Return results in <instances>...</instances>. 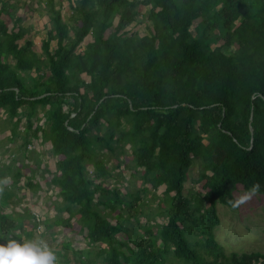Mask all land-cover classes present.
Returning <instances> with one entry per match:
<instances>
[{
  "label": "trees",
  "instance_id": "1",
  "mask_svg": "<svg viewBox=\"0 0 264 264\" xmlns=\"http://www.w3.org/2000/svg\"><path fill=\"white\" fill-rule=\"evenodd\" d=\"M0 1L9 140L25 160H36L40 138L58 158L55 171L16 158L1 165L0 181L10 182L0 183V243L43 240L56 264H264L261 253L227 256L215 236L219 204L236 210L235 192L264 195V0H76L69 22L63 0H40L52 25L40 51L16 13L29 4ZM140 16L152 23L148 35H129ZM195 161L200 191L188 197ZM40 168L62 198L44 220L17 210L23 178L33 193L42 188ZM117 171L133 183L124 188ZM146 198L158 200L150 214ZM158 217L166 223L152 225ZM56 227L85 235L95 257L55 245L45 233Z\"/></svg>",
  "mask_w": 264,
  "mask_h": 264
},
{
  "label": "rangeland",
  "instance_id": "2",
  "mask_svg": "<svg viewBox=\"0 0 264 264\" xmlns=\"http://www.w3.org/2000/svg\"><path fill=\"white\" fill-rule=\"evenodd\" d=\"M27 2L30 6V11L19 8L16 10L17 17L25 14L26 18L22 22V26L28 31L27 38L32 40L35 43V49L40 51L41 42L47 38L48 31L52 28V25L49 21V18L45 12L44 4L40 0H22ZM76 0H63V17L66 22H69V17L72 14L71 5L75 4ZM1 8V1H0ZM36 9V10H32ZM150 7L145 8L143 13H147ZM117 23V22H116ZM13 27V24L10 25ZM152 27V23L145 21V19L140 16L138 22L127 28L129 35L132 33H138L141 37L148 35V28ZM194 32V30H193ZM195 33V32H194ZM91 37H88L87 40H90ZM24 41H21L23 44ZM53 47H56V42H53ZM86 42L82 44L78 52L84 50ZM10 63H15V60L10 58ZM35 76V73H33ZM41 115V114H40ZM6 113L2 112L0 114V167L2 164L8 165L12 163L14 158L18 159V166L23 162L33 166L36 161H40L48 169L56 170V164L58 158L54 156L51 148L48 145L42 143L43 139L34 140L30 150L33 151L32 155L34 159L25 160L21 157V154L18 152V147L20 141L16 140L11 142L9 139L10 135V123L5 120ZM25 122V120H24ZM24 128L21 130L23 131ZM97 132V131H96ZM16 152V156H12L11 152ZM34 167V166H33ZM110 167H112L110 165ZM1 169V168H0ZM92 170V168H89ZM201 165L198 161H195V165L191 168L188 176V180L185 184V195L190 197L191 193H196L200 191L199 184L197 179L199 177V172ZM117 171L114 172L117 175L123 174V183L124 188L130 186L131 181L130 173ZM36 175L34 177L35 182L42 183V188L37 192L33 193L27 186V179L23 178L19 184V190L17 194L20 199H22L21 205L18 207V211L22 212L25 209H31L33 214L44 220L45 218H53L55 213H47V207L49 203H52L53 200L61 202L62 198L58 196V190L51 184L50 178L51 174L46 172L44 168L38 169L37 172H34ZM33 172L28 171V176L34 174ZM9 183L10 179H6ZM111 189H116L118 184L114 179H110L106 182ZM132 188V191L136 188L142 186V181L140 179L135 180V185ZM122 187V186H121ZM165 186L159 188L156 192L158 197H162ZM237 201L239 202V208L236 210L231 209L228 206L219 204L217 207V212L220 218V225L215 230V236L217 242L223 247L224 252L227 256H230L232 253L238 254H252V253H261L264 254V195L258 193H246V192H235L234 193ZM151 197V196H150ZM144 205V210L150 214L151 211L156 209L158 200L154 203H149V200L146 198L142 202ZM103 210V208H101ZM12 210L9 208L7 213H11ZM66 215V214H65ZM143 224L146 223L145 217H140ZM115 223V222H113ZM153 224H164L166 223L161 218H156L155 221L150 222ZM43 227V225H41ZM45 228L41 231H43ZM47 238L51 237V241L55 245L72 243L75 251H90L94 250L92 257H95V246H89L88 242L83 236H75L64 233V230L61 227H56L51 233H45ZM48 240V241H50ZM48 245V243H47ZM49 247V246H48ZM95 247V248H94ZM53 252V250H52ZM203 250H200L202 253ZM73 252L71 255L73 256ZM98 263L102 264L100 260H97Z\"/></svg>",
  "mask_w": 264,
  "mask_h": 264
},
{
  "label": "clouds",
  "instance_id": "3",
  "mask_svg": "<svg viewBox=\"0 0 264 264\" xmlns=\"http://www.w3.org/2000/svg\"><path fill=\"white\" fill-rule=\"evenodd\" d=\"M8 181H0L7 183ZM258 186L253 188V192ZM3 189L0 188V192ZM56 256L43 240H31L26 243L15 239H6L0 243V264H56Z\"/></svg>",
  "mask_w": 264,
  "mask_h": 264
},
{
  "label": "built area",
  "instance_id": "4",
  "mask_svg": "<svg viewBox=\"0 0 264 264\" xmlns=\"http://www.w3.org/2000/svg\"><path fill=\"white\" fill-rule=\"evenodd\" d=\"M38 219H40V218H38ZM42 229H43V227L40 226V227L38 228V232H39V233H44L45 229H44L43 231H41ZM261 261H262V260H261Z\"/></svg>",
  "mask_w": 264,
  "mask_h": 264
},
{
  "label": "water",
  "instance_id": "5",
  "mask_svg": "<svg viewBox=\"0 0 264 264\" xmlns=\"http://www.w3.org/2000/svg\"><path fill=\"white\" fill-rule=\"evenodd\" d=\"M45 96V95H44ZM44 96L40 97V98H43ZM251 133L254 134V129L251 128Z\"/></svg>",
  "mask_w": 264,
  "mask_h": 264
}]
</instances>
